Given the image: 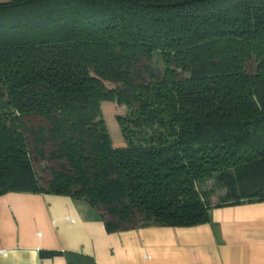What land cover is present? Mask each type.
<instances>
[{"label": "trees", "instance_id": "1", "mask_svg": "<svg viewBox=\"0 0 264 264\" xmlns=\"http://www.w3.org/2000/svg\"><path fill=\"white\" fill-rule=\"evenodd\" d=\"M102 103L130 111L125 147ZM210 181L225 191L216 205L200 191ZM9 193L83 201L109 233L198 227L214 207L264 201V0L0 1Z\"/></svg>", "mask_w": 264, "mask_h": 264}, {"label": "crops", "instance_id": "2", "mask_svg": "<svg viewBox=\"0 0 264 264\" xmlns=\"http://www.w3.org/2000/svg\"><path fill=\"white\" fill-rule=\"evenodd\" d=\"M0 264H264V201L214 207L192 228L109 233L69 197H0Z\"/></svg>", "mask_w": 264, "mask_h": 264}, {"label": "rangeland", "instance_id": "3", "mask_svg": "<svg viewBox=\"0 0 264 264\" xmlns=\"http://www.w3.org/2000/svg\"><path fill=\"white\" fill-rule=\"evenodd\" d=\"M1 2H7L8 0H0ZM154 67L158 69V71L163 70V65L159 58H154L153 61ZM101 113L102 118L106 124L108 134L111 138V142L114 148L125 147V143L120 134V128L117 124V119H125L130 115V111L125 107H120L116 103H102L101 104ZM49 152V151H47ZM36 170L39 173H44L39 170L38 164L35 166ZM42 169L45 170V165L41 166ZM201 192H209V202L213 205L219 204L221 199L225 196V191L219 190L215 187L214 182H207L202 188H200Z\"/></svg>", "mask_w": 264, "mask_h": 264}, {"label": "built area", "instance_id": "4", "mask_svg": "<svg viewBox=\"0 0 264 264\" xmlns=\"http://www.w3.org/2000/svg\"><path fill=\"white\" fill-rule=\"evenodd\" d=\"M0 255H4V252L2 251V252H0Z\"/></svg>", "mask_w": 264, "mask_h": 264}]
</instances>
